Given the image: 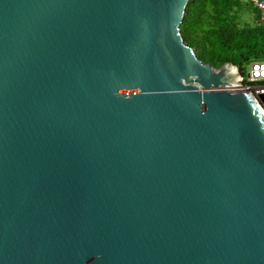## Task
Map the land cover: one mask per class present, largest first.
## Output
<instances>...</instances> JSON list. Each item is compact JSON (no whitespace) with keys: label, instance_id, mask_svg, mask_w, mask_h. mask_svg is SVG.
Listing matches in <instances>:
<instances>
[{"label":"water","instance_id":"95a60500","mask_svg":"<svg viewBox=\"0 0 264 264\" xmlns=\"http://www.w3.org/2000/svg\"><path fill=\"white\" fill-rule=\"evenodd\" d=\"M187 1L0 0V264H264V108Z\"/></svg>","mask_w":264,"mask_h":264},{"label":"trees","instance_id":"16d2710c","mask_svg":"<svg viewBox=\"0 0 264 264\" xmlns=\"http://www.w3.org/2000/svg\"><path fill=\"white\" fill-rule=\"evenodd\" d=\"M249 11L253 21L240 22ZM256 18L245 0H188L179 31L201 61L213 67L233 63L243 75L245 65L264 61V19Z\"/></svg>","mask_w":264,"mask_h":264},{"label":"built area","instance_id":"2783aa9c","mask_svg":"<svg viewBox=\"0 0 264 264\" xmlns=\"http://www.w3.org/2000/svg\"><path fill=\"white\" fill-rule=\"evenodd\" d=\"M248 2L257 21L264 19V0H245ZM240 85L243 90L249 92L259 101L264 100V61L255 60L248 64L247 70L241 75Z\"/></svg>","mask_w":264,"mask_h":264},{"label":"rangeland","instance_id":"374dc122","mask_svg":"<svg viewBox=\"0 0 264 264\" xmlns=\"http://www.w3.org/2000/svg\"><path fill=\"white\" fill-rule=\"evenodd\" d=\"M253 19H254V17L252 15V13L249 11V12H245V13L241 14V20H240V22H249L250 23V22L253 21ZM247 68H248V65H245L244 66V71H246ZM259 103L264 108V100L262 101V99H261V101H259Z\"/></svg>","mask_w":264,"mask_h":264},{"label":"bare ground","instance_id":"6f19581e","mask_svg":"<svg viewBox=\"0 0 264 264\" xmlns=\"http://www.w3.org/2000/svg\"><path fill=\"white\" fill-rule=\"evenodd\" d=\"M251 96L253 97V98H255V96H253L252 94H251ZM256 99V98H255ZM257 100V99H256ZM258 101V100H257Z\"/></svg>","mask_w":264,"mask_h":264}]
</instances>
